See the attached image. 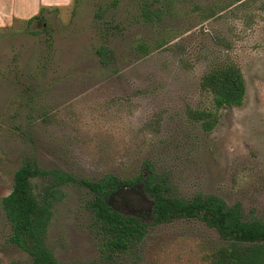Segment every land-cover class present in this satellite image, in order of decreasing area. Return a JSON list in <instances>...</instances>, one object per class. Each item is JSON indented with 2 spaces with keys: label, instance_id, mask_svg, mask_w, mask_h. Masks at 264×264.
Listing matches in <instances>:
<instances>
[{
  "label": "rangeland",
  "instance_id": "rangeland-1",
  "mask_svg": "<svg viewBox=\"0 0 264 264\" xmlns=\"http://www.w3.org/2000/svg\"><path fill=\"white\" fill-rule=\"evenodd\" d=\"M42 2L29 26L0 28V199L32 158L78 180L150 171L171 196L212 195L264 222V0ZM219 61L239 68L245 93L205 133L186 113L214 112L199 82ZM46 185L33 180V194ZM119 196L122 213L148 212L139 186ZM87 199L63 185L52 200L44 243L61 264L99 261ZM8 235L0 208V264H29ZM220 245L201 221L177 219L148 227L118 264H205Z\"/></svg>",
  "mask_w": 264,
  "mask_h": 264
},
{
  "label": "trees",
  "instance_id": "trees-1",
  "mask_svg": "<svg viewBox=\"0 0 264 264\" xmlns=\"http://www.w3.org/2000/svg\"><path fill=\"white\" fill-rule=\"evenodd\" d=\"M36 19L37 15L32 16L24 21L25 25ZM106 51L105 47L95 50L100 61ZM199 89L210 96L214 112L189 109L186 115L205 133L217 121L215 111L239 107L245 93L241 72L230 61L210 64L200 78ZM147 175L141 172L130 179L105 175L95 181L78 180L57 169L42 170L32 158H26L13 173L10 191L0 199L9 228L8 242L27 255L29 264H61L45 246V233L59 187L75 185L86 190L85 208L99 240V261L85 264H118L142 240L148 227L177 219H197L213 229L223 242L203 255L205 264H259L264 255V222L244 218L238 203L227 206L212 195L196 194L189 199L171 196L164 180L150 171ZM39 179L47 185L34 195L32 181ZM134 186H139L149 198L146 214H124L112 204L121 192Z\"/></svg>",
  "mask_w": 264,
  "mask_h": 264
},
{
  "label": "crops",
  "instance_id": "crops-1",
  "mask_svg": "<svg viewBox=\"0 0 264 264\" xmlns=\"http://www.w3.org/2000/svg\"><path fill=\"white\" fill-rule=\"evenodd\" d=\"M42 0H0V28L12 21H26L45 6Z\"/></svg>",
  "mask_w": 264,
  "mask_h": 264
}]
</instances>
